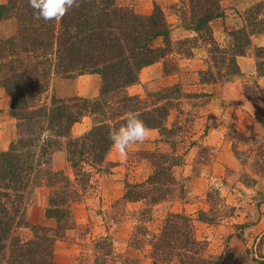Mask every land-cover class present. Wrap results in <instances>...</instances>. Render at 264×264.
Instances as JSON below:
<instances>
[{
  "label": "trees",
  "instance_id": "1",
  "mask_svg": "<svg viewBox=\"0 0 264 264\" xmlns=\"http://www.w3.org/2000/svg\"><path fill=\"white\" fill-rule=\"evenodd\" d=\"M179 1L173 6L176 14L195 35L178 41L172 39L171 24L159 4L152 13L142 15L119 0H81L80 7L69 10L60 21L47 22L34 19L28 0L0 4V20L17 21L16 32L0 39V87L10 95L18 128L9 149L0 150V264H59L56 244L68 239L72 230L90 241L84 242L86 249L74 264H110L118 258L109 235L93 236L90 227L80 226L73 206L86 198L95 187V174L109 164V132L125 123L126 112H140L149 128L174 137V128L166 125L171 108L181 106L182 96L196 95L177 86L160 91L157 99L148 92L149 102L131 94L129 87L138 82L144 67L165 60V71H174L176 66L167 59L173 60L176 53L192 56L205 42L211 60L207 69L199 71L202 81L218 82L223 77L232 81L242 76L244 94L264 125V84L260 82L264 46L255 49V74L245 76L239 64V57L252 47L253 37L264 35V0L243 12V24L229 32L227 46L214 40L212 29V22L225 13L222 0ZM175 44L182 47L177 49ZM84 74L101 76L99 96L49 100L46 89L54 75ZM85 116H92V126L74 135V126ZM45 131L51 136L42 140ZM251 139L264 155L263 141ZM57 150L66 152L70 173L52 168ZM148 154L152 171L144 181L126 182L121 198L126 203L155 205L174 197L179 183L174 170L181 164V155L175 148ZM38 186L50 189L46 216L55 220L53 226L30 224L27 219L30 195ZM150 210H142L138 220L152 221ZM24 227L31 228V236L19 233ZM141 227L143 232L134 233L131 244L150 246L153 264H226L222 256L207 254V243L197 238L193 219L185 211H170L157 232ZM127 261L132 262L129 257Z\"/></svg>",
  "mask_w": 264,
  "mask_h": 264
},
{
  "label": "rangeland",
  "instance_id": "2",
  "mask_svg": "<svg viewBox=\"0 0 264 264\" xmlns=\"http://www.w3.org/2000/svg\"><path fill=\"white\" fill-rule=\"evenodd\" d=\"M119 1L142 15L152 13L156 4L161 5L171 24L174 41L195 35L176 14L173 6L179 0ZM257 1L260 0H222L225 13L212 22L214 40L227 46L229 32L243 24V12ZM4 2L6 0H0V4ZM16 29L14 18L0 20V39L11 36ZM259 46L253 42L251 51L248 50L251 57H255V49ZM175 47L182 46L175 44ZM209 48L203 42L194 49L192 56L174 54L173 60L167 59L176 66L174 71H165V60L142 69L138 82L129 87V92L148 102L151 101L148 92L157 99L161 97L160 91L167 87L177 86L182 92L196 94L192 97L180 94L181 106L171 108L166 125L174 128L176 135L171 137L167 132L162 135L159 129L151 128L150 138L130 145L126 158L112 148L107 156L109 164L94 176L95 187L82 202L73 206V215L80 226L90 227L93 236L109 235L111 238L118 258L110 264H153L150 246L137 248L131 240L134 233L142 231L141 226H149L152 232H157L170 211H185L192 217L197 238L207 243L208 255L222 256L226 264H260L264 260V171L260 172L264 168V155L258 149L259 144L251 139L262 140L264 144V136L255 130L258 124L263 132L264 125L256 119L255 109L245 96L241 94L240 97L236 88L230 87L237 77L227 81L224 80L227 77L220 75L221 81H202L199 71L207 69V61L211 60ZM101 82L98 74L54 75L46 93L49 100L53 96L95 98L99 96ZM10 105V95L0 87V150L9 149L18 137L17 119L12 116ZM92 123V116H85L74 126V135L84 133ZM244 126L246 129L242 130ZM174 148L182 159L174 170L179 183L173 198L155 205L121 200L126 182H141L149 177L152 166L148 153L171 152ZM51 164L55 170L72 171L64 150L54 153ZM39 187L44 186L32 190L29 206L36 203ZM45 188L50 195V189ZM146 208L151 209L153 217L145 224L138 218ZM53 222L54 225V219ZM19 233L31 236L32 230L24 227ZM79 233V230H72L69 235L79 242L75 261L86 249L85 243L90 242L82 240ZM67 251V247L61 250L62 258ZM126 257L132 262H125Z\"/></svg>",
  "mask_w": 264,
  "mask_h": 264
},
{
  "label": "clouds",
  "instance_id": "3",
  "mask_svg": "<svg viewBox=\"0 0 264 264\" xmlns=\"http://www.w3.org/2000/svg\"><path fill=\"white\" fill-rule=\"evenodd\" d=\"M34 10L33 17L36 20L60 21L69 10L79 8L81 0H28ZM99 2V0H98ZM125 123L109 132V139L121 156L126 158L129 146L135 143H143L150 138L152 129L147 126L138 111H128L124 114ZM49 131H45L41 139L50 138Z\"/></svg>",
  "mask_w": 264,
  "mask_h": 264
},
{
  "label": "crops",
  "instance_id": "4",
  "mask_svg": "<svg viewBox=\"0 0 264 264\" xmlns=\"http://www.w3.org/2000/svg\"><path fill=\"white\" fill-rule=\"evenodd\" d=\"M253 42H256L260 46H264V36L263 35L262 36H254ZM249 50L251 51V48ZM239 64L241 66V69H242V72L244 73V75L250 76V75L255 74V72H256V59H255V57H251V54L249 52L247 53V55L239 57ZM237 78H238V80H235L234 82L230 83V87L236 88V91H238L240 97H242L241 94L243 96H245L244 88H243V83H244L243 77L237 76ZM260 82L264 84V76L260 77ZM227 92H229V90ZM245 99L247 102L249 101L246 98V96H245ZM248 103H250V101ZM253 108H254V106H253ZM247 121H249V120H247ZM245 129H246V126H244L242 130H245ZM259 129H260L259 125L256 124L255 130L261 135V137H263L264 131L261 132ZM37 191H38V193H37L36 203L34 205L29 206L27 209V219L31 224L51 226L54 223L53 219L48 218L46 216V207L48 205V200H49V190L47 188H45V186H44V187L37 188L36 192ZM38 195H39V197H38ZM66 247L68 248V251L64 254V257L62 258L61 250L63 248H66ZM78 253H79V242H78V240L76 241L72 238H68L66 240L59 241L56 244V256H57V260H58L59 264H73Z\"/></svg>",
  "mask_w": 264,
  "mask_h": 264
}]
</instances>
